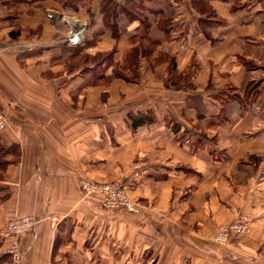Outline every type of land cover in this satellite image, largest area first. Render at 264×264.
Wrapping results in <instances>:
<instances>
[{
	"label": "crops",
	"instance_id": "obj_1",
	"mask_svg": "<svg viewBox=\"0 0 264 264\" xmlns=\"http://www.w3.org/2000/svg\"><path fill=\"white\" fill-rule=\"evenodd\" d=\"M113 1L116 36L103 0H0V229L41 219L19 264H264V0ZM145 33L136 80L67 69L78 45L123 65ZM79 177L134 180L137 209ZM239 212L251 231L216 243Z\"/></svg>",
	"mask_w": 264,
	"mask_h": 264
},
{
	"label": "built area",
	"instance_id": "obj_2",
	"mask_svg": "<svg viewBox=\"0 0 264 264\" xmlns=\"http://www.w3.org/2000/svg\"><path fill=\"white\" fill-rule=\"evenodd\" d=\"M13 122L12 116L5 110L0 109V133ZM135 172V179L138 177ZM134 180L117 178L109 182H99L86 177H79L78 185L84 196L90 193L100 194L102 197V207L106 211H116L126 209L135 211L136 202L131 199L128 192L134 184ZM41 219L34 215H15L11 217L5 226L0 229V238L8 241V254L12 264H19L23 258V251L20 245L21 237L32 231ZM252 218L250 215L239 212L235 218L227 223L221 224L214 240L225 244L232 235L249 233L251 231Z\"/></svg>",
	"mask_w": 264,
	"mask_h": 264
},
{
	"label": "trees",
	"instance_id": "obj_3",
	"mask_svg": "<svg viewBox=\"0 0 264 264\" xmlns=\"http://www.w3.org/2000/svg\"><path fill=\"white\" fill-rule=\"evenodd\" d=\"M75 0H64L65 6L73 4ZM73 6V5H72ZM75 6V4H74ZM123 8V6H119V3H115L113 0H103L102 4V11L105 15V22L106 24L112 29L113 34L116 36L117 32V20H118V12ZM141 41H149L150 43L146 46L142 47H135L128 55L127 60L123 65H116L114 63V74L118 77H122L127 80H136L139 75V60L140 58L146 57L150 54L151 47L150 45L154 46V42L151 40L152 38L148 36L146 33L145 35L141 36ZM88 44V43H87ZM83 46L71 47L70 50L72 52L71 56L66 61L67 68L69 70H74L76 67H82L83 72H94L99 68L101 65L104 64L105 60L111 58L113 60L114 52H97L95 54H88L83 52ZM143 49V50H142ZM109 60V61H111ZM123 70L133 73V77L129 76ZM134 71V72H133ZM108 78V76H107ZM109 80V79H108ZM107 80V81H108ZM133 123L136 125L140 121V117H135Z\"/></svg>",
	"mask_w": 264,
	"mask_h": 264
},
{
	"label": "rangeland",
	"instance_id": "obj_4",
	"mask_svg": "<svg viewBox=\"0 0 264 264\" xmlns=\"http://www.w3.org/2000/svg\"><path fill=\"white\" fill-rule=\"evenodd\" d=\"M66 20H67V24L69 25V27H71V21L68 20L67 18H66ZM66 20H65V21H66ZM72 29H73V27H71V30H72ZM109 60H111V58H109L108 60H105V61H104V66L101 65L100 68L98 69V72H99V71H100V72L103 71V69H104L103 67H108L109 65H114V62H113L112 60H111V61H109ZM67 69H68V68H67ZM133 72H134V71H133ZM96 73H97V72H95V74H96ZM128 74H129V76H132V77H133V75H134V74L131 73V72H128ZM107 80H108L107 76H103V80H102V82H106ZM122 178H123V177H122ZM123 179H127V178H123ZM114 180H115V179H114ZM99 182H101V181H99ZM108 182H109V181H108ZM128 194H129V193H128ZM131 199H132V198H131ZM136 203H137V202H136ZM101 205H102V200H101ZM136 205H137V204H136ZM102 208H103V207H102ZM234 218H235V217H234ZM234 218H233V219H234ZM233 219H232V220H233ZM228 222H229V221H228ZM252 222H253V221H252ZM226 223H227V222H226ZM223 224H224V223H223ZM220 225H221V224H220ZM220 225H219V226H220ZM251 227H252V226H251ZM243 234H247V233H243ZM214 235H215V234H214ZM214 235H213V237H214ZM237 235H242V234H237ZM232 236H235V235H232ZM232 236H231V237H232ZM231 237H230V238H231ZM230 238H229V239H230ZM213 240H214V238H213ZM214 241H215V240H214ZM228 241H229V240H228ZM215 242L218 243L217 241H215ZM218 244L224 245V244H222V243H218ZM225 244H226V243H225ZM8 255H9V254H8ZM9 258H10V255H9ZM10 262L12 263L11 258H10Z\"/></svg>",
	"mask_w": 264,
	"mask_h": 264
}]
</instances>
